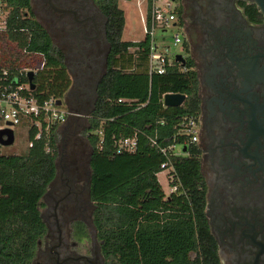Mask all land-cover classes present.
<instances>
[{
    "label": "trees",
    "instance_id": "obj_1",
    "mask_svg": "<svg viewBox=\"0 0 264 264\" xmlns=\"http://www.w3.org/2000/svg\"><path fill=\"white\" fill-rule=\"evenodd\" d=\"M118 1H103L110 45L107 68L88 109L73 101L75 107L70 110L87 116L75 118L85 123L82 129L68 133L74 138L82 130L85 137L80 141L85 147L76 138L70 147L87 154L90 196L96 203L93 223L102 240L104 264H216L203 220L196 148L172 157L169 185L176 186L175 191L166 194L157 176L165 160L159 147L179 142V124L198 113L196 72L191 62L184 68L175 63L164 74L149 76L147 40H122L125 15ZM4 2L7 24L0 35L20 52L12 58L0 54V66L7 67L9 77L28 82L20 70L27 68L26 59L39 56L41 66L34 70L31 94L40 100L54 97L64 101L70 77L62 54L33 17L30 1ZM166 93L184 94L185 100L179 106H164ZM34 134L35 130H29L26 140H32ZM135 134L136 149L117 153L114 140ZM49 136L48 153L43 139L33 140L21 153L0 152V264L28 261L43 229L38 206L56 173L59 130L53 127ZM153 138L156 145L151 143Z\"/></svg>",
    "mask_w": 264,
    "mask_h": 264
},
{
    "label": "flooded vegetation",
    "instance_id": "obj_2",
    "mask_svg": "<svg viewBox=\"0 0 264 264\" xmlns=\"http://www.w3.org/2000/svg\"><path fill=\"white\" fill-rule=\"evenodd\" d=\"M29 1L62 54L71 80L67 97L92 104L110 50L104 0ZM258 1L174 2L182 56L198 79L197 141L183 153L198 151L202 214L216 264H264V0ZM79 153L64 145L58 151L38 206L43 229L23 264L105 263L91 171L87 158L78 163Z\"/></svg>",
    "mask_w": 264,
    "mask_h": 264
},
{
    "label": "built area",
    "instance_id": "obj_3",
    "mask_svg": "<svg viewBox=\"0 0 264 264\" xmlns=\"http://www.w3.org/2000/svg\"><path fill=\"white\" fill-rule=\"evenodd\" d=\"M175 0H136L140 11V20L144 39L148 43V55L146 59V71L149 76L152 74H164L166 70L179 62L175 60L174 53H171V46L165 42V33L170 24L176 25L179 32L171 36L173 46L182 47L181 31L176 21ZM4 0H0V32L6 28L7 13L4 11ZM132 49H138L133 47ZM29 69L20 70V74H26ZM33 71V70H32ZM28 82H21L16 76L9 77L7 67L0 66V128L20 127L25 125L27 132L35 130L32 140L27 141V146L33 145V140H44V150L46 153L51 151L49 133L54 128L67 122L70 116L78 117L76 113L63 103L58 105L57 99L49 97L43 100L38 99L30 92ZM119 102L122 99H118ZM162 123V122H161ZM24 126V127H25ZM99 143L102 142V132L99 130ZM177 135L181 138L179 142H173L165 147H159L165 160L160 163V169L167 171L168 182L169 172L173 170L172 157L184 155L182 148L197 141V131L195 118L184 119L178 126ZM152 145L156 141L151 139ZM117 153L133 152L137 146L136 134L132 137H120L114 140ZM177 146H181L178 151ZM176 190V186L169 188V193ZM168 193V194H169Z\"/></svg>",
    "mask_w": 264,
    "mask_h": 264
},
{
    "label": "rangeland",
    "instance_id": "obj_4",
    "mask_svg": "<svg viewBox=\"0 0 264 264\" xmlns=\"http://www.w3.org/2000/svg\"><path fill=\"white\" fill-rule=\"evenodd\" d=\"M118 5L119 7L124 11V15H125V25H124V29H123V33H122V40L124 41H131V42H139L142 41L144 39V34H143V30H142V23L140 20V11L138 8V5L136 4V0H119L118 1ZM37 20H39L38 17H36ZM179 32V28L176 25L170 24L169 28L167 29L166 33H165V42L167 44H169L171 46L170 51L171 53L174 54H184L185 51H183L182 47L180 45H176L173 46L172 42H171V36L176 33ZM1 37V35H0ZM0 54L1 57L2 56H10L12 57H16L18 56L17 54H19V48H17L15 46V44H11L10 42H8L7 39H5L4 37L0 38ZM22 60L23 57H21ZM24 65H26L27 69L29 70H36L38 67L41 66V58H39V56H33L30 60H25L24 61ZM81 94H79L80 96ZM72 99H75L74 96H69L67 97V106L69 108L71 107H75V105L72 102ZM63 103L65 104V102L63 101ZM83 107L85 109H88L90 107L91 104H89V100L88 102H85V104L83 103ZM80 117H85L87 116L86 114H81L79 115ZM85 123V120L82 118L79 119H72L69 118L68 119V126L67 125H60L57 127V130H59V148L58 151L61 150L62 145H64V148L68 151H73L74 148L70 147V143L72 142V140H74L76 138V140H78V142L82 141L85 137L83 136V134L81 133V131L77 132V136H74V138H69L68 133H72L74 132V128H76L77 130L82 129V125ZM25 125H22L20 127H14V142L13 144H11L10 146H3L2 148H0V152H6V153H21L24 152L26 150L27 147V140H26V134H27V128ZM67 126V127H66ZM76 140H74V142H76ZM79 146H84V144L82 142L79 143ZM178 151H181V146H177L176 148ZM78 153V151H77ZM82 160L79 159L78 163H83V161H86L87 158V154H85L84 152H80L79 153ZM158 176V181L161 184L163 190L165 191L166 194L169 193V182H168V178H167V171L163 170L161 172H159L157 174Z\"/></svg>",
    "mask_w": 264,
    "mask_h": 264
},
{
    "label": "water",
    "instance_id": "obj_5",
    "mask_svg": "<svg viewBox=\"0 0 264 264\" xmlns=\"http://www.w3.org/2000/svg\"><path fill=\"white\" fill-rule=\"evenodd\" d=\"M258 4L259 1L257 0ZM260 5V4H259ZM175 60L180 63L181 66H185V59L182 54L178 53L175 55ZM28 83L30 89H34V84L32 82L34 71L29 70L26 73ZM185 100V95L181 93H166L163 95V105L164 106H179ZM62 102L61 99L57 100V104L59 105ZM7 127L0 128V145L2 146H10L14 142V130L9 127L11 124L9 122L6 123ZM183 151L186 150V147L182 148Z\"/></svg>",
    "mask_w": 264,
    "mask_h": 264
},
{
    "label": "crops",
    "instance_id": "obj_6",
    "mask_svg": "<svg viewBox=\"0 0 264 264\" xmlns=\"http://www.w3.org/2000/svg\"><path fill=\"white\" fill-rule=\"evenodd\" d=\"M78 117H80V116H78ZM78 117H75V116H70L69 118H72V119H75V118H78ZM68 118V119H69ZM63 125V124H62ZM64 125H68V120H67V122L66 123H64Z\"/></svg>",
    "mask_w": 264,
    "mask_h": 264
}]
</instances>
